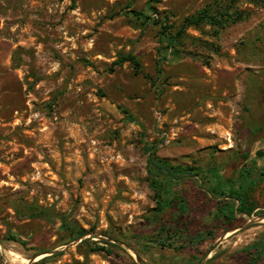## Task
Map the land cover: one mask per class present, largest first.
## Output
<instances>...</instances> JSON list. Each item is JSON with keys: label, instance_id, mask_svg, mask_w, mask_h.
<instances>
[{"label": "rangeland", "instance_id": "obj_1", "mask_svg": "<svg viewBox=\"0 0 264 264\" xmlns=\"http://www.w3.org/2000/svg\"><path fill=\"white\" fill-rule=\"evenodd\" d=\"M228 1L0 0V264H264V0L219 37L188 29L178 60L131 14L179 26ZM150 153L200 170L164 181L157 221ZM236 192L251 215L228 217Z\"/></svg>", "mask_w": 264, "mask_h": 264}, {"label": "trees", "instance_id": "obj_2", "mask_svg": "<svg viewBox=\"0 0 264 264\" xmlns=\"http://www.w3.org/2000/svg\"><path fill=\"white\" fill-rule=\"evenodd\" d=\"M162 1L163 0H150L149 5L153 14H159V12L155 6H152V4L160 3ZM237 1L238 0H229L228 4L226 5L222 3H219L218 5H214V4L208 5L206 8H203L198 12H196L195 14L185 18L179 26L174 25L171 27H168L167 23L164 21L160 22L156 19H152L150 15H147L144 12L131 11V14H133L135 18H137L139 21H142L143 23H149L150 21L156 24L160 23L163 29L162 41L166 44L165 52L167 54L170 53L173 59L178 60L181 59L184 54H187L184 53L182 47L185 44L184 42L185 39L188 38L186 34V31L188 29L193 27L196 29H201L202 25L205 24L213 29L214 35L216 37H219L220 34L231 25H235L246 21L250 17L249 13L239 9L233 10ZM249 1H251V3H254L255 5H260V4L262 5L263 3L262 0H249ZM172 30H174V32ZM125 62L132 63L135 69L137 70V73L140 71L139 60L133 55H122L119 61L115 65H122ZM146 151L150 152V149L148 148ZM259 154L264 156V153H259ZM148 166H149V174L151 177V187L155 192L156 201H157V208L154 210L155 213L152 216V220L157 221L159 220L160 215L164 210L163 201L166 192L164 181H167L169 184H172V182L180 180L184 176H190V175L198 176L200 170L199 168H197L195 172L197 174L191 173L193 172L192 169L183 167L181 165H174L168 160L160 159L159 157L156 156L155 153H150ZM230 194L233 195L234 192H231ZM235 196H236L235 200L239 202V206L236 209L234 204L228 205L227 211L230 214V216L228 217L234 218L235 213L237 211L239 213H247L251 215L254 210L247 207L245 199L241 195V193L236 192ZM27 211L28 212L24 213L23 216L33 217V218L38 217V218L51 220L48 218V216L42 209H38L36 207H30L28 208ZM261 215L264 217V212H262ZM60 220L62 222L61 224L62 229L66 230L70 235L69 241L81 239L89 234L87 230L79 228L73 225L72 223L68 222L65 216L60 217ZM208 234L213 236L214 232L209 231ZM94 245L95 247L94 246L90 247V250L93 252L105 250L108 253H112L111 250H108L105 247H101L96 244ZM161 245L166 247V244L164 242ZM250 248L255 249V251L258 252V254H260L261 251L264 249V240L254 243L252 246H250Z\"/></svg>", "mask_w": 264, "mask_h": 264}, {"label": "bare ground", "instance_id": "obj_3", "mask_svg": "<svg viewBox=\"0 0 264 264\" xmlns=\"http://www.w3.org/2000/svg\"><path fill=\"white\" fill-rule=\"evenodd\" d=\"M243 234V233H242ZM252 234V232H251ZM11 257H12V263L13 264H27L29 262L28 259L26 258H23L22 256H20L19 254H16V253H13V252H10L9 254ZM9 260V259H8Z\"/></svg>", "mask_w": 264, "mask_h": 264}, {"label": "water", "instance_id": "obj_4", "mask_svg": "<svg viewBox=\"0 0 264 264\" xmlns=\"http://www.w3.org/2000/svg\"><path fill=\"white\" fill-rule=\"evenodd\" d=\"M263 219H264V218H263ZM263 219H262V220H263ZM87 236H88V235H87ZM87 236H85V237L81 238L80 240H82V239L86 238ZM90 237H91V238H94L95 236L91 235Z\"/></svg>", "mask_w": 264, "mask_h": 264}]
</instances>
